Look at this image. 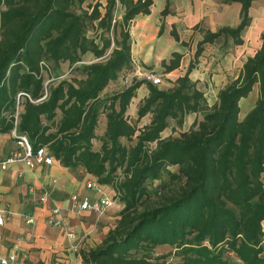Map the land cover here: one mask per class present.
<instances>
[{"label":"trees","instance_id":"16d2710c","mask_svg":"<svg viewBox=\"0 0 264 264\" xmlns=\"http://www.w3.org/2000/svg\"><path fill=\"white\" fill-rule=\"evenodd\" d=\"M84 1L0 0V132L14 130L32 151L43 147L59 165L81 168L111 187L121 203L101 242L79 251L81 264H231V257L237 264H264V32L210 105L188 77L191 63L166 89L137 80L100 98L109 81L131 68L129 22L148 14L152 0H106L103 13L99 3L75 12ZM251 1L224 0L240 4L239 23L200 29L194 55L220 36L241 44ZM116 6L123 11L120 23L112 18ZM167 6L165 0L161 15ZM93 22L100 32L88 37ZM170 34L178 39L174 29ZM86 53L96 60L77 65ZM180 58L172 51L162 59L163 73ZM59 62L79 77L45 84L48 64ZM141 84L146 95L135 114L149 119L138 127L125 111ZM254 84L257 98L239 119V99ZM100 113L105 126L96 138ZM186 114L200 118L177 136H160L170 119L180 124ZM121 138L134 143L122 144ZM161 245L171 250L155 254ZM170 255L177 259L168 260Z\"/></svg>","mask_w":264,"mask_h":264},{"label":"crops","instance_id":"0c3cea01","mask_svg":"<svg viewBox=\"0 0 264 264\" xmlns=\"http://www.w3.org/2000/svg\"><path fill=\"white\" fill-rule=\"evenodd\" d=\"M96 1L99 3L100 13H103L106 0H93L90 4L85 0L84 9L89 10L88 5L91 6L97 3ZM164 4L165 0L162 6ZM119 9L122 11L121 8ZM167 11L165 15L160 14L154 27L150 28L149 34L145 33L144 28L150 10L146 15L137 14L131 19L128 30L131 62L136 61L141 69L154 71L152 65L166 59L170 52L165 56L159 51L154 53L150 41L160 37L164 31H168L170 35L171 29H174L178 39L172 38L178 47L173 51L180 53L181 58L175 69L163 74L172 83L191 63L188 77L195 81L196 87L203 92L207 104L210 105L215 101L216 92L226 83V79L235 77L244 58L252 55L258 48L260 34L264 32V0L251 1L248 8L250 22L240 32L241 44L234 45L231 38L226 37L224 46L217 47L213 53L206 52L217 38L211 44L204 43L195 60L193 58L196 43L202 38V32H214L221 27H235L240 20V4L224 2V0H168ZM135 27H137V34ZM159 27H162L160 33ZM200 29L202 32L199 31ZM188 38L191 39L190 43H187ZM186 46L189 47L187 53ZM234 71L236 74L233 76ZM175 73L177 75L172 79L171 76ZM143 88L145 87L141 84L136 89L139 92L143 90L140 98L146 95V89ZM251 92L255 95L252 99L245 101L242 110L240 106L245 97L239 99V119H242L253 106L258 95L257 84L252 86L249 93ZM207 95L214 96L211 103L206 98ZM17 149L21 150L13 140L12 134L0 132V159ZM73 171L59 165L55 160L50 165H33L29 168L20 162H15L5 169H0V211L5 217V222L0 225V256L7 254L11 241L15 236L20 235L22 237L20 249L24 255H27V259L19 257L15 264H81L79 252L74 255L65 248L61 230L44 223L51 206L59 207L69 217L75 232L82 236L80 247L83 249L80 250L93 248L101 242L109 228L105 221L107 217L101 215L96 221L93 211L86 210L72 214L69 210L71 194L77 193L78 196H85L90 200L98 197L96 192L92 191L93 189L84 188L85 181L89 179H78ZM43 189H47L51 197L45 202H40L39 198L43 195L41 194ZM27 216L33 218V223H25Z\"/></svg>","mask_w":264,"mask_h":264},{"label":"rangeland","instance_id":"374dc122","mask_svg":"<svg viewBox=\"0 0 264 264\" xmlns=\"http://www.w3.org/2000/svg\"><path fill=\"white\" fill-rule=\"evenodd\" d=\"M93 0H87V3H91ZM97 2V1H96ZM98 3V2H97ZM163 0H153V3L150 7V13H149V17L147 18L146 20V24H145V28H144V31H146L145 33L146 34H149V31L151 30L150 28L151 27H154L158 17L160 16V13H159V10L163 7ZM85 7V2L81 5V6H76L74 7V11L75 12H79L81 9H84ZM122 12L117 6L114 8L113 12H112V18L113 20H115L116 23H120L121 21V16H122ZM112 23V22H111ZM130 24H131V21L129 22V27H128V30L130 29ZM94 23H93V28L89 29L86 31V35L88 37H91L94 35V33H99V29H96L94 30ZM116 27H119V26H116ZM134 27V26H133ZM182 27L180 28V32L182 33ZM135 33L137 34V27H135ZM108 35L110 36L111 33L108 32ZM171 35V34H170ZM168 31H164L160 37H158L157 39L153 40V41H150V44L153 46V52L156 53V52H160L161 54H163L164 56L165 55H168L169 52H172L173 50H175L176 47H178V45H176V43L173 41V38L172 36H170ZM226 37H219L213 44L210 45V47H208L207 51L208 53H213V51L217 48V47H221V46H224L225 45V41H226ZM171 40L173 42H171ZM191 42V39H187V43H190ZM185 44V43H183ZM186 48V53H187V49L189 47H185ZM109 50H107L108 52ZM106 52V53H107ZM195 55H194V60H195ZM152 58V57H151ZM169 58L166 57V59L164 60H167ZM96 60L95 58H93L92 56H90V54L86 53L83 58H82V61H80L77 65L79 64H86V63H90L92 61ZM153 59H151L152 61ZM135 63H132L131 62V68L132 67H135L137 66V62L134 61ZM140 67V66H139ZM152 68L154 70L155 73L159 74L160 78H161V81L160 83L157 85L158 88H162V89H166L168 87H170V80L169 78H166L163 74V71H162V67L160 66V61L157 62V63H154L152 65ZM127 72H130V69L127 70ZM125 72V73H127ZM122 70L119 72L117 78L113 81H109L107 83V85L105 86V88L99 93V97L100 98H107L117 92H119L120 90H122L125 86H127L126 84L123 83V76L125 74ZM235 71H234V74L233 76L235 75ZM175 75H177V73L175 74H172L171 78L173 79L175 77ZM72 77H79V75H77L76 71L74 70L73 67H69L68 64L66 62H59L57 64H48V70L47 72H43V78H44V83H52V82H56L58 80H61V79H66V80H70L72 79ZM236 77V76H235ZM234 77H230V78H227L226 79V83L232 79ZM225 83V84H226ZM172 84V83H171ZM224 84V85H225ZM143 86L145 87V85L143 84ZM143 89H146V88H143ZM143 92V90L141 91ZM139 90L135 91L134 93V96L133 98H131L130 100V103L125 111V114H126V117L129 119V121L131 123H136V125L138 127L142 126L144 123H147L148 119H149V115H145L143 117H141L140 119H137L136 118V114H135V111H136V107L138 106L139 102L141 101L142 98H140V93ZM249 93L243 100V103L241 104L240 106V110L243 109L244 107V103L245 101H248L250 99H252L255 95V93ZM206 98L208 99L209 103H211L214 99V96L211 95H207ZM200 118V115L196 114L194 117L192 114H186L183 119H182V122L180 124H178L176 121H174L173 119H170L168 121V124L167 126L163 129V131L160 133V136L161 137H167V136H177L180 132L182 131H185L189 128L190 124L196 120ZM104 126H105V118H104V114L103 113H100L98 115V118H97V123H96V127H95V136L96 138L99 137L102 133H103V130H104ZM10 134H12L10 132ZM13 136V135H12ZM94 138V139H91V144H92V148L96 149L98 148L99 146V141ZM13 140L16 142V139L14 138L13 136ZM120 142L122 144H133L134 143V139L132 138L131 140H126V139H123L121 138L120 139ZM14 152H21L20 149H17L16 151ZM169 170L171 172H174L176 170V168L174 166H171L169 167ZM74 175L76 176V178L78 179H93L95 180V178L91 175L88 174V176H86V173L83 172V170H80V168H77L73 171ZM263 177H264V174H263ZM163 181H166L167 178L165 175L162 176L161 178ZM157 184V182H153L151 184H149V188H153L155 185ZM85 185V184H84ZM85 188V186H84ZM103 188V189H102ZM85 189H89V190H92L90 188H85ZM105 192H104V191ZM94 192H96V196H98L100 193L106 195L107 197H109L111 199V204L109 206H107L104 211H102V213H99L98 212H95L93 213L94 214V219L97 221V219L99 217H101V215H104L106 220V225L107 227H111L113 224H114V221L116 219V213L117 211L121 208V203L119 202L118 200V197L115 195V192L114 190L107 186V187H101L99 185L98 187V190H92ZM45 193L47 198H50V193L49 191L46 189H43L42 190V193L43 194ZM74 194H77V193H74ZM95 196V197H96ZM155 196H151V198H154ZM41 202V201H40ZM72 214L74 213H77L76 211H72L71 212ZM44 223L46 224L45 220H44ZM47 225V224H46ZM262 227L264 229V222H262ZM49 226V225H47ZM51 227V226H49ZM54 228V227H53ZM64 238V236H63ZM65 241V239H64ZM65 248L68 250L69 253H72L74 255L77 254V252H79L80 249H83L82 247H79V249L75 252H72L71 250H69L67 248V244H66V241H65ZM81 246V244H80ZM85 248V247H84ZM171 250V248L167 245H161V246H157L155 249H154V253L155 254H164V253H167ZM27 254V253H26ZM262 255L264 256V251L262 253ZM26 259H27V255H25ZM25 257L22 258L25 260ZM231 257V256H230ZM168 260H172V261H175L177 258L176 257H173L172 255L168 256L167 257ZM231 264H237L239 263V261L235 258V257H231Z\"/></svg>","mask_w":264,"mask_h":264},{"label":"built area","instance_id":"2783aa9c","mask_svg":"<svg viewBox=\"0 0 264 264\" xmlns=\"http://www.w3.org/2000/svg\"><path fill=\"white\" fill-rule=\"evenodd\" d=\"M113 21V20H112ZM145 81L151 83L152 85H158L161 81L159 74L155 73L152 70L141 69L138 66L130 68V72H127L123 76V83L126 85L131 84L133 81ZM26 96L25 93H18ZM17 111L14 114V123L16 122ZM12 135L16 139L17 145L21 148V152H12L0 159V169H5L8 165L20 162L26 167H32L33 165H50L53 161L52 157L47 154L45 148L40 147L35 151L30 149V146L26 138L22 135L16 136L14 130L11 131ZM85 188H90L98 190L99 184L95 180H87L84 183ZM41 202L47 200L45 193L39 198ZM111 204V199L106 195L100 193L96 199H88L85 196H78L77 194H71L69 197V210L72 211H93V212H102L107 206ZM5 222V217L0 211V225ZM45 222L47 225L60 229L63 233L64 239L67 244V248L72 252H75L79 249L82 236L77 234L73 227L70 224L69 217L57 206H51L48 209V213L45 216ZM25 223H33V218L31 216L25 217ZM22 237L20 235L15 236L11 241L9 251L5 256H0V264H15L19 257L24 258L25 255L20 249V242Z\"/></svg>","mask_w":264,"mask_h":264}]
</instances>
